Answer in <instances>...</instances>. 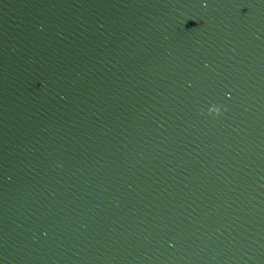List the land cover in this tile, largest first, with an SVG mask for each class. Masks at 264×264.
<instances>
[{"label": "water", "instance_id": "obj_1", "mask_svg": "<svg viewBox=\"0 0 264 264\" xmlns=\"http://www.w3.org/2000/svg\"><path fill=\"white\" fill-rule=\"evenodd\" d=\"M0 264H264V0H0Z\"/></svg>", "mask_w": 264, "mask_h": 264}, {"label": "clouds", "instance_id": "obj_2", "mask_svg": "<svg viewBox=\"0 0 264 264\" xmlns=\"http://www.w3.org/2000/svg\"><path fill=\"white\" fill-rule=\"evenodd\" d=\"M218 114H219V111H218ZM218 114H217V115H218Z\"/></svg>", "mask_w": 264, "mask_h": 264}]
</instances>
